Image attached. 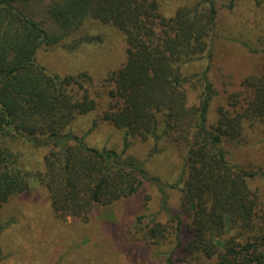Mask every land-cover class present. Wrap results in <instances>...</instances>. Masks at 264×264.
Listing matches in <instances>:
<instances>
[{"label": "trees", "instance_id": "obj_1", "mask_svg": "<svg viewBox=\"0 0 264 264\" xmlns=\"http://www.w3.org/2000/svg\"><path fill=\"white\" fill-rule=\"evenodd\" d=\"M253 1L264 6V0ZM35 2L45 3V18L29 9ZM218 12L216 0H0V206L36 181L58 219L86 221L95 207L143 185L162 191L160 179L126 154L130 137L152 140L148 156L159 151V141H171L186 150L172 185L181 210L165 223L155 214L137 216L131 236L152 244L169 239L167 264L175 252L187 264H193L190 255L215 256L214 264H264V191L257 184L264 182V167L239 162L228 149L255 135L264 142V48L249 50L261 54L258 71L241 79L215 118L209 66L200 73L183 69L210 58ZM89 19L112 26L123 40L122 61L103 80L110 87L99 117L123 131L120 152L91 147L66 129L98 106L88 91L90 74L59 76L36 60L42 46L71 36L73 48L98 40L78 33ZM42 148L41 160L27 153ZM162 195L161 209L167 204ZM8 225L0 224V231Z\"/></svg>", "mask_w": 264, "mask_h": 264}, {"label": "rangeland", "instance_id": "obj_2", "mask_svg": "<svg viewBox=\"0 0 264 264\" xmlns=\"http://www.w3.org/2000/svg\"><path fill=\"white\" fill-rule=\"evenodd\" d=\"M230 1L216 0L218 31L210 58L205 56L183 68L185 73H200L209 66L208 77L217 92L211 105L213 118L216 107L227 101L226 96L240 90L241 79L258 71L261 54L249 50L264 48V6H257L253 0H232L230 8ZM44 5V2H35L29 9L35 17L45 18ZM46 25L55 28L47 18ZM78 33L99 36V39L73 48L74 37L71 36L57 45L42 46L36 60L48 72L59 76L90 74L92 83L88 85V91L98 106L91 112L75 116L66 129L83 137L91 147L120 152L124 147L123 131L99 117L107 106L106 88L110 87L103 80L122 61V36L112 26L94 19L85 21ZM257 136L261 135L248 139L240 148L229 145L228 149L234 154L232 158L237 157L242 163L253 161L264 167V142H259ZM152 146L151 139L143 141L130 137L126 154L139 160L149 175L160 179L162 191L155 186L143 185L134 195L108 206L95 207L86 221L74 217L58 219L46 189L36 181L31 190L3 203L0 224L9 222L10 225L0 231L3 256L0 264H167L166 256L172 249L169 239L152 244L135 239L131 234L139 215L155 214L157 220L165 223L169 214L181 210L180 193L172 185L182 174L186 150L182 145L161 140L159 151L148 156ZM45 152L42 148L34 155L27 153L31 159L41 160ZM257 184L264 191V182ZM162 192L167 204L161 209ZM180 257L182 254L175 252L173 264H187L178 260ZM187 258L193 264L215 263V256L190 255Z\"/></svg>", "mask_w": 264, "mask_h": 264}]
</instances>
